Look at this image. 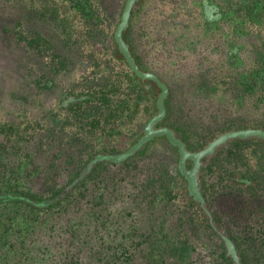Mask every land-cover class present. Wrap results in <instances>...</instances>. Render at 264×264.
<instances>
[{
    "label": "flooded vegetation",
    "instance_id": "1",
    "mask_svg": "<svg viewBox=\"0 0 264 264\" xmlns=\"http://www.w3.org/2000/svg\"><path fill=\"white\" fill-rule=\"evenodd\" d=\"M3 72L13 74L7 92L47 91L62 128L122 135L142 124L121 149L95 138L81 171L97 155L132 148L159 117L150 131L170 130L182 153L156 136L125 161L94 168L169 147L180 200L219 238L227 264H248L217 199L221 189L264 196V0H0Z\"/></svg>",
    "mask_w": 264,
    "mask_h": 264
},
{
    "label": "rangeland",
    "instance_id": "2",
    "mask_svg": "<svg viewBox=\"0 0 264 264\" xmlns=\"http://www.w3.org/2000/svg\"><path fill=\"white\" fill-rule=\"evenodd\" d=\"M12 75L0 74V122L18 129L15 136L0 135V190L50 197L86 165L98 147L95 138L121 149L132 133L141 132V123L126 126L122 135L103 129L88 136L62 128L45 100L47 91L33 98L3 88L4 78ZM16 79L23 88V79ZM175 156L155 143L129 163H105L77 192L78 204L50 214L16 202L0 204V264H49L55 250L40 245L47 236L31 240L39 231H51L63 236L57 238L62 241L76 222V235L97 253L95 264H227L219 238L180 200ZM217 202L218 215L239 238L248 264H264V196L221 189Z\"/></svg>",
    "mask_w": 264,
    "mask_h": 264
},
{
    "label": "trees",
    "instance_id": "3",
    "mask_svg": "<svg viewBox=\"0 0 264 264\" xmlns=\"http://www.w3.org/2000/svg\"><path fill=\"white\" fill-rule=\"evenodd\" d=\"M108 95L105 93V97ZM110 100V97L106 98ZM114 109L111 111L110 114H106L104 117V121L106 119H110L114 117L113 113ZM18 129L12 125L3 124L0 122V135L5 136H15ZM101 164L97 165L89 174L84 175L82 180L79 181L78 178L82 171H80L65 187L57 190L52 196L50 197H39L36 195H31L24 191H3L0 190V204H13L14 202L24 204L26 207L31 208L33 210H37L39 212H47L46 214H50V210H62L66 208L69 204L76 202L78 204V196L77 193L82 189L85 185L86 181L91 178L97 169L100 167ZM75 181L77 184L72 185ZM72 185L70 191H66L67 187ZM77 193V194H76ZM11 196V197H10ZM50 211V212H48ZM79 223L76 222L72 227L65 230L67 233V237L63 240H57V238H62L63 236L58 235L57 233L53 232H46L42 233L41 231L37 232L35 236L36 239H32V242H40L42 241V237L44 235L47 236V240L45 244L41 242V247L46 248H53L55 251L50 253V258L48 259L49 264H95L94 262L97 261V253L92 249L87 250L85 243L81 241L78 237ZM76 228V229H75ZM48 231V230H47ZM39 247L37 252L41 253L42 248ZM221 258L226 261V256L222 253ZM89 262V263H88Z\"/></svg>",
    "mask_w": 264,
    "mask_h": 264
},
{
    "label": "water",
    "instance_id": "4",
    "mask_svg": "<svg viewBox=\"0 0 264 264\" xmlns=\"http://www.w3.org/2000/svg\"><path fill=\"white\" fill-rule=\"evenodd\" d=\"M127 55V53H126ZM128 57V55H127ZM158 118L150 121L148 123V126H147V135L142 139L140 140L137 144H135L132 148H130L129 150L123 152V153H118V154H110V155H97L86 167L85 169L82 171V173L80 174L78 180L81 181L83 176L84 175H87L89 174L93 168H94V165L97 164L98 162H101V161H104V160H107L109 162H112V163H120L122 161H125L126 159H128L130 156L134 155L137 150L144 144L146 143L147 141L151 140L153 137H156V136H167L169 142L171 144H173L174 146H179L180 149H181V153L183 151V147H182V144L180 142L177 141V139L174 137L173 133L168 130V129H161V130H157V131H150L151 128L153 127L154 123L157 121ZM150 131V132H149ZM181 167L183 168L184 170V165L183 163L181 164ZM77 184V181H75L72 185H75ZM72 185L68 186L66 191H70ZM191 190H192V193L193 195L196 197V194L194 192V186L191 182ZM11 197V196H10ZM197 198V197H196ZM199 199V198H198ZM225 241V244H226V247H227V253H228V256L234 258L235 255H234V252H233V248L230 246V242L223 238Z\"/></svg>",
    "mask_w": 264,
    "mask_h": 264
}]
</instances>
